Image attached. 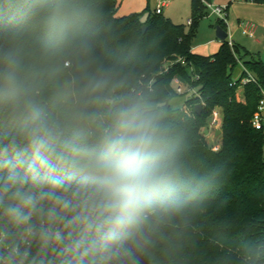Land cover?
I'll list each match as a JSON object with an SVG mask.
<instances>
[{"label": "clouds", "instance_id": "9594fccd", "mask_svg": "<svg viewBox=\"0 0 264 264\" xmlns=\"http://www.w3.org/2000/svg\"><path fill=\"white\" fill-rule=\"evenodd\" d=\"M0 36V264H122L183 207L162 106L80 30L70 0H19Z\"/></svg>", "mask_w": 264, "mask_h": 264}, {"label": "trees", "instance_id": "16d2710c", "mask_svg": "<svg viewBox=\"0 0 264 264\" xmlns=\"http://www.w3.org/2000/svg\"><path fill=\"white\" fill-rule=\"evenodd\" d=\"M18 2L0 0V36L20 29V44L31 47L41 33L14 14ZM70 2L82 10L80 30L95 40L98 52L132 65L151 81L168 127L169 151L184 181L181 211L142 234L122 264H264V129L251 123L261 90L254 83L240 85L243 65L264 87V61L245 48L247 57L241 56L239 45L231 47L228 40L213 55L197 54L194 33L162 10H149L142 20L136 12L118 15L117 0ZM191 3L193 26L208 8L203 0ZM217 25L227 29L225 20ZM176 77L200 95L185 101L187 110L171 105L180 96L173 87ZM197 104L203 107L200 114ZM215 109L221 117L218 149L201 132Z\"/></svg>", "mask_w": 264, "mask_h": 264}, {"label": "rangeland", "instance_id": "374dc122", "mask_svg": "<svg viewBox=\"0 0 264 264\" xmlns=\"http://www.w3.org/2000/svg\"><path fill=\"white\" fill-rule=\"evenodd\" d=\"M169 1H171L170 7L165 9L163 13L165 16L170 17L173 23L182 24L186 31H192L194 33L191 42L194 52L201 55H212L218 52L222 42L216 37V25L219 19L218 15L213 13L210 9H207L204 14L196 16V22L193 26H191L188 24V18L193 17L191 0ZM230 1L231 0H212L214 5H227L230 3ZM242 1H245L246 3V0ZM117 2L118 15H125L136 12L141 14L142 20H146L148 11L156 8L158 0H117ZM206 2L207 1L203 0L205 6ZM262 6L263 7H250V9L246 8L245 6L240 7L238 8L237 12H234V20L232 21H229L230 18L227 14L228 12H226L225 19L227 29L230 27V22L234 23L236 28H238L237 26H239V20H242L244 22H253L257 27H260V32H264V4ZM233 39L235 40L236 44L239 45L241 49L240 55L243 57H247V55L245 56L246 53H244L243 48L250 52L259 50L260 54L264 52V40L262 39L261 44H257L256 40L245 37L242 34L240 28L236 30L235 35H233ZM184 89L185 93L180 94V96L174 98L171 101V105L174 108H184L185 110H187V108L185 107V101L189 99L193 94L188 91V87L185 86ZM216 110L218 109H215L213 111L208 125L203 127L201 130V132L205 136L206 141L211 146H213L214 149H218L221 143L219 135H216V129L220 128V124L215 127L210 126V121L212 120L213 114Z\"/></svg>", "mask_w": 264, "mask_h": 264}, {"label": "built area", "instance_id": "2783aa9c", "mask_svg": "<svg viewBox=\"0 0 264 264\" xmlns=\"http://www.w3.org/2000/svg\"><path fill=\"white\" fill-rule=\"evenodd\" d=\"M166 5V1H159L158 4V9H162L163 6ZM206 6L208 9H210L213 13L217 14L219 19L225 20L226 17V12H227V6L226 5H214L213 2H206ZM192 23V20L189 19L188 20V24L190 25ZM242 26V31L244 34L253 37L255 34V30H256V25L253 22L247 21V22H243L241 24ZM229 41V45L231 47H233V42L231 40ZM185 62H183L184 64ZM242 68L244 70V72L246 73V75L241 79V86H244L248 83H254L256 85H258L260 87L261 90V97L257 106V110L255 111L251 123L252 125L256 128V129H264V87L261 86V84L258 82L257 77L255 76V74L251 71H249L245 66L242 65ZM186 85L181 81L180 78L176 77L173 81V87L175 89V91L179 94H183L185 93V87ZM187 87V86H186ZM188 91L192 94L195 93V95L199 96V93L196 92V90L194 88L188 87ZM220 111L219 109L216 110L213 114V118L210 121V126L211 127H215L218 126L220 124ZM217 130V129H216Z\"/></svg>", "mask_w": 264, "mask_h": 264}, {"label": "crops", "instance_id": "0c3cea01", "mask_svg": "<svg viewBox=\"0 0 264 264\" xmlns=\"http://www.w3.org/2000/svg\"><path fill=\"white\" fill-rule=\"evenodd\" d=\"M159 1H161V0H158V3H157V5H156V8H154L153 10H150V11H156V10H159L158 9V4H159ZM163 1H166V5L165 6H163L162 7V9H160V10H162L163 12H164V10L165 9H167V8H169L170 7V5H171V1H169V0H163ZM264 3H259V2H255V1H251V0H248V2H247V0H246V3H245V1H242V0H231L230 1V3L229 4H227L226 6H227V14H228V16H229V18H230V20L229 21H232V20H234V12H237V10H238V8H240V7H246V8H249L250 9V7H263L262 5H263ZM237 6H239V7H237ZM170 18V17H169ZM190 18H188V20H189ZM238 20H239V18H238ZM244 21H242V20H239V26H237L238 28H240L241 29V32H242V34L245 36V37H249V38H252V39H254V40H256V43L257 44H261L262 43V39L264 40V32L263 31H261L260 32V27H257L256 26V30H255V34H254V36L253 37H250V36H248V35H246V34H244L243 33V31H242V26H241V24L243 23ZM238 28H236V26H235V24L234 23H232V22H230V27L228 28V29H226V31H228L229 33H228V38H227V40H231L232 42H233V44H236V42H235V40L233 39V35H235V33H236V30L238 29ZM259 34V35H258ZM217 37V36H216ZM217 39H219L218 37H217ZM220 40V39H219ZM221 41V40H220ZM223 42V41H222ZM222 42H221V44H222ZM194 51V50H193ZM215 54V53H214ZM251 54L253 55V56H255V57H259L260 59H262L263 61H264V52L262 53V54H260V51L259 50H257V51H252L251 52ZM213 55V54H212Z\"/></svg>", "mask_w": 264, "mask_h": 264}, {"label": "water", "instance_id": "95a60500", "mask_svg": "<svg viewBox=\"0 0 264 264\" xmlns=\"http://www.w3.org/2000/svg\"><path fill=\"white\" fill-rule=\"evenodd\" d=\"M146 27H147L146 25H143V27H142L143 31L146 30ZM216 36H217L221 41H225V40H227V38H228V32H227L226 30H224L221 26L217 25V26H216ZM202 109H203V107H202L201 104H197V105H196V112H197L198 114H200V113L202 112ZM220 134H221V129L218 128V129L216 130V135H220Z\"/></svg>", "mask_w": 264, "mask_h": 264}]
</instances>
